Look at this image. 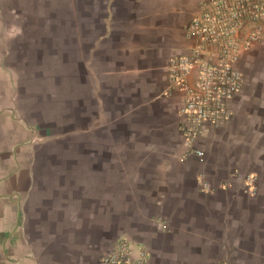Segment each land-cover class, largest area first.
<instances>
[{
  "label": "crops",
  "instance_id": "obj_1",
  "mask_svg": "<svg viewBox=\"0 0 264 264\" xmlns=\"http://www.w3.org/2000/svg\"><path fill=\"white\" fill-rule=\"evenodd\" d=\"M200 3L0 0V264H264V41L202 157L163 96Z\"/></svg>",
  "mask_w": 264,
  "mask_h": 264
},
{
  "label": "built area",
  "instance_id": "obj_2",
  "mask_svg": "<svg viewBox=\"0 0 264 264\" xmlns=\"http://www.w3.org/2000/svg\"><path fill=\"white\" fill-rule=\"evenodd\" d=\"M200 10L185 27L189 52L168 63L164 97L179 95L178 129L185 156H203L201 137L211 136L233 115L232 102L244 85L238 69L241 54L264 41V0H200ZM255 175L246 178L245 191L255 194ZM200 186L209 190L206 181ZM99 264H150L149 252L118 237Z\"/></svg>",
  "mask_w": 264,
  "mask_h": 264
},
{
  "label": "rangeland",
  "instance_id": "obj_3",
  "mask_svg": "<svg viewBox=\"0 0 264 264\" xmlns=\"http://www.w3.org/2000/svg\"><path fill=\"white\" fill-rule=\"evenodd\" d=\"M203 190V189H202ZM203 191H206V190H203Z\"/></svg>",
  "mask_w": 264,
  "mask_h": 264
}]
</instances>
